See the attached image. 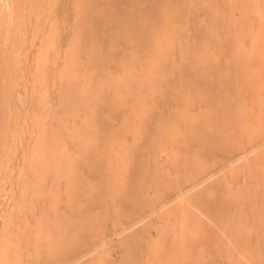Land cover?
Here are the masks:
<instances>
[{"label": "bare ground", "instance_id": "obj_1", "mask_svg": "<svg viewBox=\"0 0 264 264\" xmlns=\"http://www.w3.org/2000/svg\"><path fill=\"white\" fill-rule=\"evenodd\" d=\"M49 2L66 24L73 12L60 52ZM14 4L18 31L0 47V184H14L0 264H264V0ZM29 26L30 45L42 38L31 77Z\"/></svg>", "mask_w": 264, "mask_h": 264}, {"label": "rangeland", "instance_id": "obj_2", "mask_svg": "<svg viewBox=\"0 0 264 264\" xmlns=\"http://www.w3.org/2000/svg\"><path fill=\"white\" fill-rule=\"evenodd\" d=\"M1 2L0 3H2L3 5L2 6H0L1 8L3 7V9H1L0 8V14L2 13L3 14V11L4 10H6V12H7V14H8V11H10L11 9L14 11H16V9H17V7H16V4H14V3H17V0L16 1H14L13 0V2H11L10 0H7V2L6 3H4V0H0ZM6 1V0H5ZM11 3H12V5H11ZM55 3H46V5H45V15H47V12H48V15H47V17H49V18H57L58 20H60L61 21V23H60V28L58 29V31L60 32V33H62L63 35H62V37H61V40L60 41H62V43L59 45L60 47H58V49L56 50L57 52L59 51L60 52V50L62 49V48H64L65 47V43L67 42V34H69L68 33V31L67 30H69L70 31V27L69 26H71V21H72V15H73V12H71L72 14L70 15L71 16V18H70V20H68V23L66 24V22H64L65 21V19H64V15H65V10H64V8H62V5L61 4H59V5H54ZM1 5V4H0ZM15 5V7H16V9L15 8H12V7H10V6H14ZM6 6H7V8H6ZM48 6V7H47ZM51 6H53V7H51ZM56 6V7H55ZM8 8H10V9H8ZM44 9V8H43ZM10 11V12H12L10 15L8 14V15H6V14H3V15H6L7 17H8V19H4L5 21H8V23L7 22H4V21H2V18H4V17H2L1 15V17H0V25L2 26L3 25V23H4V25L2 26V27H0V38H1V36H2V38H1V40L2 39H4L3 38V34H4V32L6 33L5 35L6 36H13L12 35V33L13 34H16L17 33V31H18V28L16 27L17 25L16 24H12V23H15V22H13V21H15V19H14V16H13V11ZM47 10V11H46ZM70 10H72L73 11V9H70ZM44 11V10H43ZM51 13H50V12ZM5 12V11H4ZM5 12V13H6ZM49 13H50V15H49ZM36 15V14H35ZM35 15H33V17H31V18H35V19H37V15H38V11H37V15L35 16ZM66 16V15H65ZM68 16H69V14H68ZM6 17V18H7ZM10 17H13V18H11L10 20L12 21V23H11V21L9 20V18ZM13 19V20H12ZM33 21H35V20H33ZM10 22V23H9ZM7 23V24H6ZM10 24H12L11 26H10ZM14 25H16V26H14ZM5 27H7V28H5ZM8 27H12L13 29H14V32L12 31L13 29H10V28H8ZM29 28H30V30H29ZM29 28L26 30V33H27V35H26V33H25V36H26V38H27V45H26V52H24L23 53V57H22V62L19 64V67L22 69H26L27 70V75L29 76V77H31V75H30V72H29V67H30V65H31V62H32V60H33V57H34V54L36 53V51L42 46V40H40V39H42L41 37L40 38H36L34 41H35V44H34V42L30 45V39L31 38H33V36L31 37V35H33L31 32L32 31H34V30H32L33 29V27H31V26H29ZM11 31H10V30ZM17 29V30H16ZM47 29H50L49 28V25L48 24H46V27H45V34L46 33H48V31H46ZM16 31V32H15ZM3 32V33H2ZM8 32H10L9 34H8ZM44 34V35H45ZM54 35V34H53ZM66 36V37H65ZM7 37H5V39H6ZM13 38V37H12ZM30 38V39H29ZM63 38H65V39H63ZM3 40L4 41V43H3V41L1 42V40H0V44H2L0 47H4V46H6L7 47V45H12L13 43V41H12V39H11V37H10V39H8L7 38V40ZM34 39V38H33ZM33 39H31V40H33ZM8 40L10 41L11 40V42H9L8 44H7V42H8ZM66 40V41H65ZM6 42V43H5ZM40 43H41V46H40ZM9 45V46H10ZM32 45H34L35 47H34V49L32 48V50H31V47H32ZM29 46V47H28ZM40 46V47H39ZM60 49V50H59ZM27 51H28V53H27ZM29 54V55H28ZM28 57H27V56ZM29 56H30V58H29ZM33 56V57H32ZM27 57V58H26ZM32 57V58H31ZM26 62V63H25ZM28 62V63H27ZM26 64V65H25ZM26 75V77L28 78V76ZM16 76H18V77H16ZM21 77V78H20ZM21 79V81H19L20 79ZM16 80L17 79V81L18 82H14V80ZM19 79V80H18ZM8 83H10L11 85H9V91L13 94L14 93V101H15V104L16 105H21V106H23V101L25 102V99H26V97L28 96V94L30 93V89L28 88V86L26 85V82H24L23 83V78H22V76L20 75V74H16L15 76H13L12 78H11V80L8 82ZM15 83H18V84H16V86H14L15 85ZM25 84V85H24ZM27 90H26V89ZM18 89V90H17ZM20 90V91H19ZM27 91V92H26ZM21 94L23 95V97L21 96ZM25 98V99H24ZM19 99V100H18ZM18 100V101H17ZM19 103V104H18ZM19 105V106H20ZM264 142V141H263ZM263 142H261L260 144L262 145L263 144ZM263 146V145H262ZM261 147V146H260ZM248 152H249V156H250V154L251 153H253V151H252V149H250V150H248ZM1 156H2V153H1ZM236 162H238V160H235V159H233V160H231V161H229V162H227L224 166H222V167H220V168H218L215 172H214V174H217V173H220V172H224L226 169H228L230 166H232V165H228L229 163L230 164H235ZM8 164H10V163H8ZM8 167H10V171H12V169H14V168H12L11 169V165H9ZM226 167V168H225ZM7 168V167H6ZM7 170V169H6ZM3 171H4V169L1 171L2 172V176H4L5 175V173H3ZM8 171V170H7ZM15 171V170H14ZM0 172V173H1ZM5 172V171H4ZM6 182V183H5ZM7 180L3 177V179L1 180V184H0V232H1V229H2V227H3V223H5V220H6V217H7V215L9 214L8 212V208H9V206H10V203L12 202V196H11V190H12V187L14 186V184H12V183H10V182H8V185H7ZM3 186V187H2ZM11 188V189H10ZM8 200H10V201H8ZM171 200H173V197H171L170 199H167V200H165V202H162V204H164V205H167V204H169L170 203V201ZM7 210V211H6ZM2 213V214H1ZM4 220V221H3ZM160 222V220H157L156 221V223H159ZM112 227V226H111ZM113 232L111 231V234L109 233V235H107V237H106V245L107 244H109L108 245V249L106 250L107 251V255L109 256V259H111V261H113V260H115L116 258H118L119 257V253L121 252V250H120V248L117 246V244H118V242L117 243H115L117 240H118V236L116 235V234H112ZM152 237H155V236H157V233L154 231V229L152 230ZM113 236V237H112ZM110 238V240H111V237L113 238L111 241L112 242H110V240H109V238ZM115 237V238H114ZM108 238V239H107ZM117 238V239H116ZM115 243V244H114ZM118 248H117V247ZM112 248V249H111ZM108 251H111L110 253L108 252ZM113 251V252H112ZM112 253V254H111ZM118 255V256H117ZM104 256V253L103 252H99L98 254H97V257L98 258H101V257H103ZM114 257V258H112V257Z\"/></svg>", "mask_w": 264, "mask_h": 264}]
</instances>
